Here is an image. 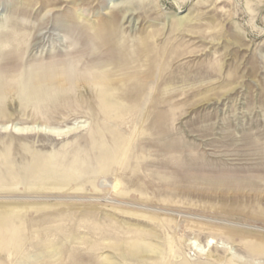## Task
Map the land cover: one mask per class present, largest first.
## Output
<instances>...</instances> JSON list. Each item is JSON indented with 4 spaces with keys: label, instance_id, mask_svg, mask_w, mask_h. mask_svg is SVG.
<instances>
[{
    "label": "rangeland",
    "instance_id": "374dc122",
    "mask_svg": "<svg viewBox=\"0 0 264 264\" xmlns=\"http://www.w3.org/2000/svg\"><path fill=\"white\" fill-rule=\"evenodd\" d=\"M0 35V264H264V0H0Z\"/></svg>",
    "mask_w": 264,
    "mask_h": 264
},
{
    "label": "bare ground",
    "instance_id": "6f19581e",
    "mask_svg": "<svg viewBox=\"0 0 264 264\" xmlns=\"http://www.w3.org/2000/svg\"><path fill=\"white\" fill-rule=\"evenodd\" d=\"M185 20H180V25H182L183 23L182 22H184ZM190 21V20H189ZM184 24H188V23H184ZM5 34V33H4ZM1 36V35H0ZM3 36V35H2ZM103 46V45H102ZM109 46V45H108ZM114 47H115V45H114ZM117 47V46H116ZM139 47L140 48H137L138 50H137V52L138 53H140V54H138V55H135V56H137V58L139 59V58H145V59H147L145 62H146V69H142V70H132L131 71V73H130V75L129 76H131L132 78L134 77V78H137V77H139L140 75H142L143 76V78H144V81H147L148 79H149V73L151 72L150 71V67L153 65V64H155L156 63V60L154 59H151V50L152 49H149V47H147L146 46V43L143 41V39H141V44L139 45ZM119 47H117V49H118ZM108 49V48H107ZM119 49H121V46H120V48ZM122 49H124V46H123V48ZM145 49V50H144ZM113 50H115V48L113 49ZM157 50V49H156ZM118 52V51H117ZM120 52V51H119ZM123 52H124V50H123ZM158 52V54H159V58H158V60L159 59H161L162 57H163V54H165L166 53V51L165 50H163L162 52L160 51V50H158L157 51ZM163 53V54H161V53ZM122 53V52H121ZM125 53H128V52H126V50H125ZM121 54L122 56H120V57H118V56H114V57H112V61L115 63V66L116 65H123V67H125L126 69H127V67H128V65H129V63H130V59H132V58H128L127 56H125L126 54ZM111 54V53H110ZM131 54V53H130ZM161 54V55H160ZM156 55V54H155ZM132 56V55H131ZM153 56H154V54H153ZM111 57V56H110ZM156 58V57H155ZM134 59V58H133ZM149 59V60H148ZM141 60V59H140ZM144 60V59H143ZM140 62V61H139ZM144 62V61H143ZM159 63V62H158ZM157 63V64H158ZM143 64V66H144V63H142ZM134 66V65H133ZM144 66V67H145ZM158 66H159V64H158ZM130 67V66H129ZM154 67V66H153ZM140 68V67H139ZM146 71H148L147 73H146ZM43 76L46 78V80L47 81H49V82H53V81H55L56 80V78H57V74H54V73H50V72H44V74H43ZM42 77V76H41ZM115 77V76H114ZM114 77H112L111 79L110 78H108V79H106V83H108V84H111V83H113V82H115V81H117L118 80V78H114ZM150 80V79H149ZM98 83H99V81H98ZM151 88V87H150ZM150 91H152V89H150L149 90V92ZM148 97V96H147ZM52 132V131H51ZM61 132V131H60ZM67 134V133H66ZM52 135L53 136H58V135H61V133L59 134V133H52ZM62 135H64V134H62ZM100 143V142H99ZM101 146H102V142H101ZM99 149V148H98ZM102 149V148H101ZM101 158V154H100V157H99V159ZM1 177V176H0ZM115 185V184H114ZM114 185H113V187H114ZM117 187V186H116ZM116 187H114V189H116ZM63 188V186H53L52 188H49L50 189V191L49 192H51V191H54V193H56L57 192V190H61ZM42 193H43V191H42ZM45 193V192H44ZM14 206H16V205H14ZM28 207H30V206H26V207H23V206H16V207H13V206H11V205H0V210H5V213H8V214H10V215H12L15 211H17V210H21V209H23V208H28ZM20 212V211H19ZM19 212H17V213H19ZM0 217H1V213H0ZM228 235L229 236H231V238H234V235L233 234H230V233H228ZM207 239V241H206V243H207V246H210L211 244H212V239L213 238H211V237H208V238H206ZM254 245H255V247L257 246V244L256 243H254ZM264 245V244H263ZM253 246V245H252ZM258 248V247H257ZM134 250H137L138 252H139V254H145L147 251H145L146 249L144 248H142L141 246H136V248H134ZM257 251H258V249H257ZM145 256H148V254H146ZM134 257V256H133ZM135 258V257H134ZM136 259H140V260H142V259H144V258H136Z\"/></svg>",
    "mask_w": 264,
    "mask_h": 264
}]
</instances>
